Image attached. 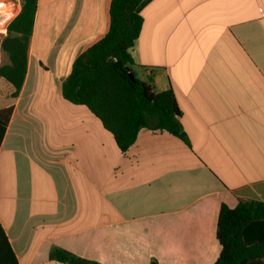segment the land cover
<instances>
[{"label": "crops", "instance_id": "obj_1", "mask_svg": "<svg viewBox=\"0 0 264 264\" xmlns=\"http://www.w3.org/2000/svg\"><path fill=\"white\" fill-rule=\"evenodd\" d=\"M104 2L39 0L20 95L0 77V111H13L0 142V225L18 264H64L53 248L100 264H215L221 205L264 203V0L143 5L133 73L173 91L188 142L144 128L125 153L62 94L104 33ZM0 5L7 29L22 0Z\"/></svg>", "mask_w": 264, "mask_h": 264}, {"label": "trees", "instance_id": "obj_2", "mask_svg": "<svg viewBox=\"0 0 264 264\" xmlns=\"http://www.w3.org/2000/svg\"><path fill=\"white\" fill-rule=\"evenodd\" d=\"M38 1L22 0L1 43L9 62L0 66V77L13 86L14 97L25 84ZM149 1L105 0L104 33L85 46L62 85L64 98L97 116L123 153L144 128L166 131L188 142L173 91L156 92L152 77L144 82L129 75L135 64L130 49L143 25L140 11ZM12 113V109L0 111V142ZM216 236L221 252L215 264H264V203L239 201L233 209L221 205ZM50 259L64 264H100L61 248H53ZM0 264H18L1 225ZM150 264L159 263L152 260Z\"/></svg>", "mask_w": 264, "mask_h": 264}, {"label": "bare ground", "instance_id": "obj_3", "mask_svg": "<svg viewBox=\"0 0 264 264\" xmlns=\"http://www.w3.org/2000/svg\"><path fill=\"white\" fill-rule=\"evenodd\" d=\"M12 6V5H11ZM18 7V6H17ZM8 9V8H6ZM5 9V10H6ZM5 10H2L1 13L3 14V20L0 22V26H5L6 25V21L8 20V15L6 14V11ZM11 10V9H10ZM12 11V16H14L13 14L15 13L14 10H11ZM4 17H6V19H4Z\"/></svg>", "mask_w": 264, "mask_h": 264}, {"label": "rangeland", "instance_id": "obj_4", "mask_svg": "<svg viewBox=\"0 0 264 264\" xmlns=\"http://www.w3.org/2000/svg\"><path fill=\"white\" fill-rule=\"evenodd\" d=\"M5 9H6V8H4V9H2V10H5ZM2 10H1V11H2ZM1 11H0V12H1ZM11 18H12V17H10V18L8 17V20H10ZM4 19H6V17H4ZM5 32H6V25H5V26H4V25H3V26H0V41L3 40V35H4ZM2 62H3V61H2ZM2 64H3V63H0V65H2ZM2 90H3V89H2Z\"/></svg>", "mask_w": 264, "mask_h": 264}, {"label": "water", "instance_id": "obj_5", "mask_svg": "<svg viewBox=\"0 0 264 264\" xmlns=\"http://www.w3.org/2000/svg\"><path fill=\"white\" fill-rule=\"evenodd\" d=\"M0 20H1V16H0ZM2 41H3V40L0 41V55L2 54V49H1V43H2ZM129 75H130V78H131V79H134V78H135V77H134V74H133L132 72H130Z\"/></svg>", "mask_w": 264, "mask_h": 264}, {"label": "built area", "instance_id": "obj_6", "mask_svg": "<svg viewBox=\"0 0 264 264\" xmlns=\"http://www.w3.org/2000/svg\"><path fill=\"white\" fill-rule=\"evenodd\" d=\"M0 15H1V20H0V22H1L3 20V14L0 12Z\"/></svg>", "mask_w": 264, "mask_h": 264}, {"label": "snow or ice", "instance_id": "obj_7", "mask_svg": "<svg viewBox=\"0 0 264 264\" xmlns=\"http://www.w3.org/2000/svg\"><path fill=\"white\" fill-rule=\"evenodd\" d=\"M0 7H2V5H0Z\"/></svg>", "mask_w": 264, "mask_h": 264}]
</instances>
